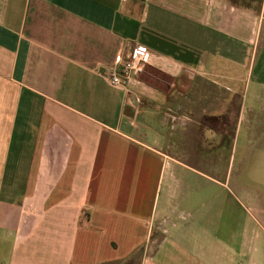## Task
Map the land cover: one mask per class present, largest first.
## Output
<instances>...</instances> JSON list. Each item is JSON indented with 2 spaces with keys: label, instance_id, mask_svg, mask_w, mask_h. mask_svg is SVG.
Here are the masks:
<instances>
[{
  "label": "crops",
  "instance_id": "0c3cea01",
  "mask_svg": "<svg viewBox=\"0 0 264 264\" xmlns=\"http://www.w3.org/2000/svg\"><path fill=\"white\" fill-rule=\"evenodd\" d=\"M135 45L172 82L110 86ZM189 76L264 101V0H0V264H264L251 185L174 113Z\"/></svg>",
  "mask_w": 264,
  "mask_h": 264
},
{
  "label": "rangeland",
  "instance_id": "374dc122",
  "mask_svg": "<svg viewBox=\"0 0 264 264\" xmlns=\"http://www.w3.org/2000/svg\"><path fill=\"white\" fill-rule=\"evenodd\" d=\"M231 72L235 79L241 81L240 72L235 70ZM146 75L150 78L155 76L154 80L163 87L172 82L147 68L138 78L145 79ZM187 83L189 87L183 92L184 95L180 96L185 102L175 106L174 113L186 116V118L180 117L182 121H186V129L193 127L192 130L201 134V147H205L206 140L216 147L218 164L216 177L219 180L230 178L231 188L236 182L241 185L242 179L249 182L252 198L250 205L246 203V206L250 214H254V207L264 208V158L260 160L261 167L256 171H253L251 166V169L247 166L242 167V147L264 146V127H252L256 123L249 121L251 117L264 113V101H254L252 94L258 93V90L256 91L253 85L246 102L243 103L240 91L231 89L224 79L218 77L198 79L189 76ZM241 114H244L243 122L240 118ZM209 137H212V140H209ZM232 161H234L233 165ZM234 192L241 199L240 191L234 190Z\"/></svg>",
  "mask_w": 264,
  "mask_h": 264
},
{
  "label": "built area",
  "instance_id": "2783aa9c",
  "mask_svg": "<svg viewBox=\"0 0 264 264\" xmlns=\"http://www.w3.org/2000/svg\"><path fill=\"white\" fill-rule=\"evenodd\" d=\"M150 59V53L146 48L135 45L121 61L119 67L105 74L104 78L110 86L124 89L145 71Z\"/></svg>",
  "mask_w": 264,
  "mask_h": 264
}]
</instances>
